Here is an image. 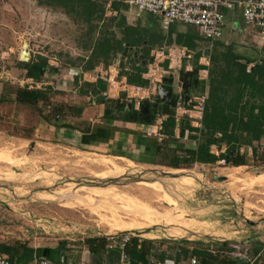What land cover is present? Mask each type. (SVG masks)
Returning <instances> with one entry per match:
<instances>
[{
  "label": "rangeland",
  "instance_id": "obj_1",
  "mask_svg": "<svg viewBox=\"0 0 264 264\" xmlns=\"http://www.w3.org/2000/svg\"><path fill=\"white\" fill-rule=\"evenodd\" d=\"M27 3L0 0V98L5 93L12 100L0 103V245L32 239L38 248L65 247L66 264H79L86 254L96 264L87 240L114 234L154 240L169 256L177 255L178 248H205L211 241L229 247L249 236L255 245L264 242V178H259L264 170L251 157L249 166L238 170L176 171L109 153L33 143L43 119L13 102L19 88L37 87L17 65L23 45L32 43L31 56L47 55V42L56 51L67 47L75 54L77 44L86 42L87 27L71 18L35 15ZM148 19L135 12L127 22L140 25L146 35ZM119 90L111 89V96ZM63 95L53 89V102L60 105ZM103 260L108 264L107 255ZM39 262L35 258L26 264Z\"/></svg>",
  "mask_w": 264,
  "mask_h": 264
},
{
  "label": "crops",
  "instance_id": "obj_2",
  "mask_svg": "<svg viewBox=\"0 0 264 264\" xmlns=\"http://www.w3.org/2000/svg\"><path fill=\"white\" fill-rule=\"evenodd\" d=\"M24 1L28 2L26 6L29 5V7L34 10L33 12H35V15L44 13L43 15L49 16V18L55 15L69 18L62 10L41 7L34 0ZM100 1L104 2L105 7L102 24H99L92 32L86 28L87 30L84 35V37H86V42H79V44H77L75 47L77 53L74 54L69 52L67 50L69 48L67 47L56 51L54 50L55 45L47 42L48 45H51V47L46 46L49 53L45 55V57L48 58L50 71L45 75L44 85L46 87H54L53 89L59 91L62 95L64 93L67 94L63 95L65 99L60 102L63 113L61 115L59 114V117L56 118L59 121L54 119V115H52V122L45 120L39 121L34 129L33 138L35 140L33 143L36 145L45 144L51 147L62 146L80 152L95 151L97 152L96 154H98V152L103 154L109 153L124 158L132 163L142 162L140 164L162 166L176 171L184 169L191 170L193 168L213 171L227 170L230 168L238 170L248 167L249 165L241 167L226 166L223 159L218 160L215 164L182 165L180 168L176 169L168 167L172 159L187 158L188 151H196L198 149L201 143L202 123L200 127L199 123H196L193 119L176 115L177 127L174 132L175 135L173 137H168L164 135L162 131L164 138L160 141L158 138L150 137L146 133L147 128L153 125L154 122L151 124L140 121L131 122L129 116L122 120H118L117 116L119 112L114 110L113 105L101 99V97L105 95L107 99L112 100L119 99L122 96L126 98V101L132 100V98L126 96L123 88H120L117 92V96H111L109 84L104 80L105 76L115 78L120 85L123 86L128 83L127 77L123 75L122 72H132L130 70L132 64L134 65V63L141 62L146 55L149 54L151 56L160 49L169 50L187 47L195 51L194 58L190 61H185L181 68L170 71V75H175L177 78L181 71L193 73L197 71L190 79L192 83L197 81V85L192 84L191 90H193H190V93L201 92L207 94L209 97L212 80L215 82L219 81L221 73H223V69L228 66L229 61L230 63L234 62L235 64L244 66L246 76H253L254 71H258L254 79L255 82H258V85L244 93V102L252 100L254 104L259 106L255 111V113H258L260 106H264V37L259 28L246 24L241 7L235 6L231 9L222 8V13L225 15L226 20L223 34L221 38L212 41L206 39L194 26L176 23L171 25L168 29H165L160 17L148 13H139L120 0ZM116 1L121 5L119 10H114L112 8L113 3ZM135 12L140 16L142 14H147L149 16L147 23L148 26H151V31L149 34L145 35L146 39L142 40L138 46L134 47L130 46L129 43H124V50L113 55L108 66L102 59L99 60L92 71H84V67L87 65L92 52L102 38H111L112 35L114 36L115 34L118 39H121V32L125 25L136 29L140 27V25L134 26L127 22L129 15ZM106 21L108 25L104 26L103 24ZM36 27L37 25H35L33 29L35 33L37 32ZM53 28H55L56 33L58 27L53 26ZM89 31L90 36L86 35ZM189 35H193L191 44L194 48H190L181 43V41H188ZM35 42H37V40H34V47H36ZM127 45L130 46L131 51L127 58H124L122 55ZM31 47L32 43H29L28 50L30 52V58L32 57ZM135 54H137V59H135ZM146 60L147 58L144 59V61ZM141 64L143 63L141 62ZM163 68L167 71L170 70L169 62H166ZM213 71H216L219 76L212 77ZM259 73H262L261 78ZM170 75L164 77L163 81L168 79ZM143 78L148 84L141 87L148 88L149 81L144 75ZM99 80L107 84L106 91L100 98L93 95L87 88L88 84L96 85ZM54 82L56 83L55 86ZM42 86V84H38L36 88L43 89ZM2 92L3 86L0 84V96ZM53 103L54 105L56 104L55 101ZM139 106L140 105L135 102L133 111L137 110ZM49 110H52L51 107L48 108V112ZM107 110H111V112L107 114ZM78 111H82V114L79 115ZM121 111H124V109ZM164 118L166 119L167 117ZM187 125L194 128L195 131H190L186 127ZM217 136L221 137V134ZM227 149V142L224 141L217 145H213L211 147V153L219 158L220 155L225 154ZM241 154H246L248 159L251 157L253 160H257L260 168L264 170V136L260 141H255L251 146H243L241 148ZM259 178H264V172L259 175ZM253 240L254 239L248 236L246 241L242 243L255 254L260 250L264 242L255 245L253 243L255 240ZM109 242L113 247H119L121 249V238L114 241L109 240ZM211 242L209 243L211 244ZM27 243L31 248L41 249L35 245V241L32 239L23 244ZM221 243L224 245L225 249H228L227 251H230L233 246L231 245L228 247L225 242ZM0 254L8 256L7 254ZM86 255L80 256L79 264H90V258ZM121 256L122 254L119 260ZM61 260L66 264L65 252ZM188 260L189 259L181 264H187ZM243 263L246 264L244 261Z\"/></svg>",
  "mask_w": 264,
  "mask_h": 264
},
{
  "label": "trees",
  "instance_id": "obj_3",
  "mask_svg": "<svg viewBox=\"0 0 264 264\" xmlns=\"http://www.w3.org/2000/svg\"><path fill=\"white\" fill-rule=\"evenodd\" d=\"M41 7H47L53 10H62L76 24L87 26L92 32L102 21L105 14L104 2L100 0H34ZM119 2H114L112 8L119 10ZM90 31L86 34L90 36ZM122 38L112 35L111 38H102L97 44L89 58L84 71H92L99 60H104L108 66L113 55L124 50V43L130 46H138L140 42L146 39L138 29L125 25L122 29ZM188 41H181L183 45L194 48L191 44L192 37ZM104 37V36H103ZM191 38V39H189ZM146 63L150 61V55H146ZM134 63V62H133ZM18 67L25 71V79L32 80L35 87L42 84L43 89L19 88L15 92V102L17 105L35 110L40 117L48 122L53 121L63 113L60 105L53 103V88L46 87L45 75L50 71L48 58L42 54H36L31 57L29 62H18ZM132 72H122L127 77V83L132 86H146L148 83L143 75L147 71V65L134 63L130 69ZM258 71H254L253 76H246L245 67L229 61L227 67L223 69L219 81L212 80L210 95L206 102L205 112L202 122L201 143L196 151H188L187 158L172 159L168 164L171 168H180L182 165L194 164H215L223 159L226 166L241 167L248 166L249 159L246 154H241L243 146H251L255 141H260L264 136V106L261 105L259 112L255 113L259 107L252 100L244 102V93L258 85L255 82V76ZM260 78L262 77V73ZM217 72H212V77L217 76ZM219 76V75H218ZM213 79V78H212ZM214 81V82H213ZM88 91L99 98L106 91V82L99 80L96 85L88 84ZM261 91V88H260ZM88 93V92H87ZM262 93V91H261ZM10 98L3 93L0 103L10 102ZM43 105V106H42ZM51 107V111L48 108ZM81 115L82 111H78ZM52 115H54L52 117ZM177 118L175 116L167 117L163 123V133L168 137H173L177 127ZM190 131L194 128L187 125ZM221 134V137L217 135ZM227 142V151L225 154L217 156L211 153V147L220 142ZM211 244L205 248H178L177 255L169 256L157 242L152 240H141L139 237H132L124 249L113 247L107 238H90L86 242L90 254L96 258V264L104 263V255L108 256V263H114L119 260L120 255L125 253L132 264H147L150 260H163L173 258L179 264L185 259L195 257L199 264H244L242 260L230 256L228 249L220 244L217 254L208 252ZM66 248L59 246L50 249H34L28 244L16 243V245H0V253L7 254L12 264H26L35 258L39 261L47 260L51 264H64L62 255Z\"/></svg>",
  "mask_w": 264,
  "mask_h": 264
},
{
  "label": "built area",
  "instance_id": "obj_4",
  "mask_svg": "<svg viewBox=\"0 0 264 264\" xmlns=\"http://www.w3.org/2000/svg\"><path fill=\"white\" fill-rule=\"evenodd\" d=\"M139 13H148L160 17L162 25L168 29L171 25L180 23L196 27L200 33L208 40L221 38L226 24L225 15L222 8H234L240 6L246 24L260 29L264 37V0H120ZM195 51L187 47L173 48L169 50L160 49L150 56L147 64V71L144 77L149 81L148 88L132 86L120 83L110 76H105V81L110 89L123 88L128 98H132L139 105L143 100L151 99L157 94L158 85L163 83L164 77L170 75V71L181 68L185 61L194 58ZM169 62L170 70H165L163 65ZM193 90V89H192ZM191 90V91H192ZM196 91V90H195ZM188 102H181L176 110V115L193 119L196 123L203 122L206 102L208 95L201 92H191ZM180 110V112H179ZM165 118H157L153 125L149 126L146 133L150 137L163 140V123ZM188 135V134H187ZM132 235L124 234L120 236H108V240L114 241L121 238V249L130 242ZM217 244H212L208 249L211 254L218 253ZM230 256L244 261L246 264H264V244L257 253H253L245 244L233 245L229 252ZM0 264H12L8 256L0 254ZM39 264H51L47 260ZM110 264H132L125 253L121 259ZM147 264H179L173 258L163 260H150ZM187 264H199L197 258L192 257Z\"/></svg>",
  "mask_w": 264,
  "mask_h": 264
},
{
  "label": "water",
  "instance_id": "obj_5",
  "mask_svg": "<svg viewBox=\"0 0 264 264\" xmlns=\"http://www.w3.org/2000/svg\"><path fill=\"white\" fill-rule=\"evenodd\" d=\"M131 51L130 46H126L125 52L122 57L127 58L129 52ZM30 52L28 50V44L23 45V50L20 55V60L22 62L30 61ZM135 59H137V54H135ZM142 59V58H141ZM143 65H147L146 61L143 62ZM195 74L197 71L194 72ZM193 72H179L177 78L175 75H170L168 79H165L163 83L158 85L157 94L151 99L143 100L139 108L133 111L135 104L134 100H127L125 97H120L119 99L112 100L107 99L106 96H102L101 99L106 101L108 104L114 106V110L118 111L117 116L118 120H122L129 116L131 122H145L147 124L153 123L157 118L176 116V110L179 104L183 101L188 102L191 98L190 90L192 84L197 85V81L191 82V78L194 74ZM7 78H4L2 82H7ZM26 89H29L30 86L26 85ZM124 109V111H121ZM111 110H107L109 114ZM178 178L176 174H164V177ZM251 226L255 224L251 221H247ZM124 234L134 235L133 233H123V234H114L109 236H120ZM108 237V236H106ZM213 244V242H211Z\"/></svg>",
  "mask_w": 264,
  "mask_h": 264
},
{
  "label": "flooded vegetation",
  "instance_id": "obj_6",
  "mask_svg": "<svg viewBox=\"0 0 264 264\" xmlns=\"http://www.w3.org/2000/svg\"><path fill=\"white\" fill-rule=\"evenodd\" d=\"M144 59H145V57L142 59V61H141L142 63L144 62ZM132 65H133V64H132Z\"/></svg>",
  "mask_w": 264,
  "mask_h": 264
},
{
  "label": "bare ground",
  "instance_id": "obj_7",
  "mask_svg": "<svg viewBox=\"0 0 264 264\" xmlns=\"http://www.w3.org/2000/svg\"><path fill=\"white\" fill-rule=\"evenodd\" d=\"M141 226H142V225H141ZM143 228H144V227H143ZM171 235H172V234H171ZM171 235H170V236H171Z\"/></svg>",
  "mask_w": 264,
  "mask_h": 264
}]
</instances>
